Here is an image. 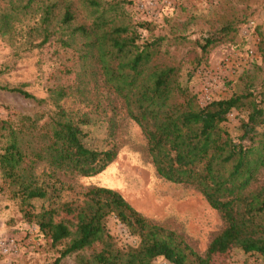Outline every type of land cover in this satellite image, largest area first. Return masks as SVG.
<instances>
[{
    "label": "trees",
    "instance_id": "trees-1",
    "mask_svg": "<svg viewBox=\"0 0 264 264\" xmlns=\"http://www.w3.org/2000/svg\"><path fill=\"white\" fill-rule=\"evenodd\" d=\"M121 8L116 0H0V37L15 40L25 27V49L40 48L54 38L74 51L82 66L74 85L51 90L56 110L43 125L39 115L23 116L18 125L1 123L2 179L9 181L13 198L22 205L49 202L36 214L22 210L53 247L65 245L53 264L96 244L101 249L86 263L154 264L164 258L170 264H214L217 256L234 249L264 259V185H259L264 172V87L255 90L250 84L241 94L199 105L179 81L180 67L158 63L167 37L155 33L158 26L153 22L126 21ZM238 23L229 20L215 34L202 36L197 41L202 52L233 42ZM37 39L42 42L35 44ZM0 90L33 98L22 87ZM73 96L90 110L67 112L61 102ZM120 102L142 129L158 175L193 187L220 213L223 227L205 253L148 220L113 189L90 187L62 200L67 188L58 173L96 176L117 158L112 144L90 147L83 129L107 120ZM234 111L246 113L236 136L223 126ZM42 164L49 172L39 175ZM109 218L138 239L135 248L124 250L105 239Z\"/></svg>",
    "mask_w": 264,
    "mask_h": 264
},
{
    "label": "rangeland",
    "instance_id": "rangeland-1",
    "mask_svg": "<svg viewBox=\"0 0 264 264\" xmlns=\"http://www.w3.org/2000/svg\"><path fill=\"white\" fill-rule=\"evenodd\" d=\"M116 1L122 6L126 21L133 25L153 22L158 26L155 33L167 37L158 63L180 67L179 81L196 96L199 105L206 106L212 101L241 94L250 84L255 90L264 87V0ZM236 19L240 23L234 41L221 42L204 54L197 41L202 36L215 34L229 20ZM19 29L23 33L15 40L0 37V86L22 87L33 98L0 90V127L3 121L11 120L18 125L23 116L36 115L43 116L39 123L43 125L56 110L51 90L74 85L82 71L77 54L63 48L54 38L40 48L25 49L26 29ZM34 42L39 44L42 39ZM40 100L45 102L40 103ZM61 104L69 113L90 110L74 96ZM245 114L234 111L223 124L232 136L240 134ZM83 130L89 134L90 147L106 149L112 144L118 156L96 176L58 173L57 178L68 189L62 200L75 198L90 187L113 189L148 220L178 233L199 253H205L223 227L220 213L193 187L173 184L158 175L142 129L128 118L121 102L117 111H109L107 120L102 119L101 123ZM1 136L0 131V140ZM44 170L49 172L42 164L36 172L40 175ZM259 185H264V172L259 177ZM11 191L9 181L0 175V264H53L65 245L53 247L35 222H28L22 210L29 209L36 214L43 206H49V202L36 200L30 207L25 206L20 199L13 198ZM105 239L124 250L138 245V239L115 218L107 220ZM101 247L96 244L72 254L61 264H90L86 262ZM154 264L170 263L158 258ZM214 264H264V259L258 254L234 249L217 256Z\"/></svg>",
    "mask_w": 264,
    "mask_h": 264
}]
</instances>
